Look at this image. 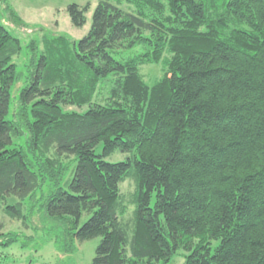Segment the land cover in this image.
Here are the masks:
<instances>
[{"label": "trees", "instance_id": "obj_1", "mask_svg": "<svg viewBox=\"0 0 264 264\" xmlns=\"http://www.w3.org/2000/svg\"><path fill=\"white\" fill-rule=\"evenodd\" d=\"M3 20L32 30L0 0V211L34 232L0 222V264L50 241L73 264L95 237L93 264H264V0H100L83 38L31 39L24 70Z\"/></svg>", "mask_w": 264, "mask_h": 264}, {"label": "rangeland", "instance_id": "obj_2", "mask_svg": "<svg viewBox=\"0 0 264 264\" xmlns=\"http://www.w3.org/2000/svg\"><path fill=\"white\" fill-rule=\"evenodd\" d=\"M20 15L31 24L32 30L27 28L19 27L14 24L6 23L2 21L7 29L15 36L20 38L23 46L22 54L15 58L19 64V69L24 70L27 57L31 54L28 44L31 39L39 38L43 31L55 32L59 34H65L73 39L83 38L91 29L93 13L100 0H11ZM72 3H78L80 5L91 4L89 11L87 12V22L82 27H76L72 24L71 18L68 12V6ZM127 8V5L124 6ZM143 46H138L132 50L124 51L122 55H117L118 58H127L137 53L144 51ZM141 72L144 76L145 81L152 85L157 79L162 77L164 73V65L159 64H146L142 67ZM21 76L20 81L16 83L12 89V102L11 106L14 107L16 98L22 86L26 85V74ZM113 84V78H109L104 81L99 89V97L104 98L108 95L109 89ZM73 108V107H70ZM86 109V107L84 108ZM126 154L120 151L108 156L106 159L110 162H117L124 160ZM134 180L132 178L127 179L121 184V190L125 194L126 198L129 199L130 194L134 190ZM134 210V206H129V213L126 216L129 218ZM0 222L4 224V232H25L31 235L34 231L32 229H25L21 222L11 219L4 215L0 211ZM38 223V221H37ZM36 223V224H37ZM102 238L95 237L90 240L78 243V250L76 253L67 257L63 262L67 263L69 260L73 264H93V259L96 256V250L99 246ZM6 253L13 254L14 257H19L25 260L27 264L28 259L35 257L42 261H46L48 264H60L62 255L57 252L53 241L40 246L38 251L35 252L33 249H21L19 244H15L7 248ZM64 259V258H63ZM172 264H185V258L177 255Z\"/></svg>", "mask_w": 264, "mask_h": 264}, {"label": "crops", "instance_id": "obj_3", "mask_svg": "<svg viewBox=\"0 0 264 264\" xmlns=\"http://www.w3.org/2000/svg\"><path fill=\"white\" fill-rule=\"evenodd\" d=\"M3 264H26L25 260H22L21 258H18L16 262H6ZM32 264H48L46 261H42L40 259L34 261Z\"/></svg>", "mask_w": 264, "mask_h": 264}]
</instances>
